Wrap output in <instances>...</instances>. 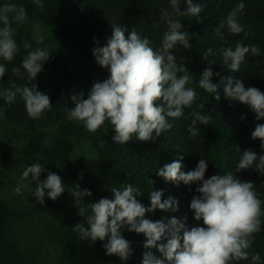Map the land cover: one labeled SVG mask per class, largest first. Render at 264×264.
Instances as JSON below:
<instances>
[{"label":"trees","instance_id":"16d2710c","mask_svg":"<svg viewBox=\"0 0 264 264\" xmlns=\"http://www.w3.org/2000/svg\"><path fill=\"white\" fill-rule=\"evenodd\" d=\"M240 2L245 4V8L238 13V21L244 31L251 34L245 38L243 32L232 34L224 28L221 30L223 35H218L214 29ZM42 3L43 9L37 7L33 0H0V6L16 4L23 6L27 13L23 23L11 25L18 51L11 62L0 58V64L6 67V73L0 79V90L28 83L22 60L28 52L40 47L51 53L43 65V71L32 83H36L37 90L46 94L52 103L51 109L39 119H32L19 94L12 103L0 97V166L6 163L12 144L19 140L24 145V156L32 163L40 162L46 169L41 174V180L46 179L48 172L57 173L59 170L67 183L73 187L79 184L81 189H89L92 195L85 197L79 205L75 204L70 194L60 196L55 201L45 195L44 204L41 205L34 200L30 191L34 197L32 201L38 205V214L42 213L48 219L44 224L40 221L37 228L38 234L43 232L42 236L34 235L30 242L23 240L20 231L14 228L15 221L23 219V210L0 199V264H142L143 255L148 251L163 259L157 248L144 247L146 238L143 234L130 232L127 228L121 230L132 249L126 261L117 255L106 254L103 245L107 243V238L95 242L80 240L79 233L72 228L77 223L85 222L84 217L78 215L77 207H85L100 198L111 199L112 187L119 188L128 183L140 189L143 195L137 199L146 207L150 206L148 194L152 190H162V200L172 197L178 202L176 211L157 209L146 213V219L167 223L173 217L183 221L186 216L189 226H203L202 221L194 220V213L190 209L192 197L198 195L195 189L200 182L177 184L165 181L156 174L159 168L180 156H183L180 161L182 171L195 169L199 160L204 158L208 161L205 179L231 172L242 182H253L259 198L264 201V173L255 169L258 160L252 168L236 171L244 150L251 149L258 156L264 155L261 141L251 137L256 124H264V119L256 120L255 113L248 105L227 99L221 84L222 78L231 76L243 79L246 88L256 87L264 92V0H193L194 4L203 6L198 18L174 17L181 20L183 30L190 35L196 34L191 36L190 48L185 49L177 44L171 51L177 64L185 65L191 72L193 83L187 87L196 91L198 103L185 108L183 117L168 118L173 127L158 137L155 133L148 141L133 137L125 145H118L112 140L115 131L107 121L95 133H90L82 122L69 120L67 109L75 107L71 96L79 81L92 86L93 82L107 79V69L96 63L92 50L97 46V41L99 46L106 44L113 24L124 26L129 32L135 27L142 38L149 39L153 49L159 48L167 29V15L172 13L170 0H42ZM180 7L182 10L186 7L184 0H180ZM39 24L49 25L51 33L41 35L43 42L37 44L34 26ZM25 41L32 45L30 49L24 48ZM237 42L245 46L254 44L260 49L258 56L251 53L246 56L238 73L227 69L221 54L222 48L234 49ZM209 48L213 54L208 56V60L214 63L202 59ZM209 66L213 71L211 82L220 85L218 93H209L199 87V76ZM17 67L21 72L19 76L12 71ZM216 94L220 96L219 100L215 98ZM192 111L211 117L209 125L197 124L199 135L195 137L188 131L191 117L185 119ZM83 141L95 145V157L86 159L74 155L76 144ZM27 179L32 184L30 189L35 188L31 176ZM149 180L153 183H149ZM10 183V177L1 169L0 188ZM158 243H166V240ZM51 250L56 253L52 255ZM250 251L260 255L257 264H264V216L261 217V229L255 234ZM165 264H168L166 260ZM232 264L253 262L249 257L248 260L233 261Z\"/></svg>","mask_w":264,"mask_h":264},{"label":"clouds","instance_id":"9594fccd","mask_svg":"<svg viewBox=\"0 0 264 264\" xmlns=\"http://www.w3.org/2000/svg\"><path fill=\"white\" fill-rule=\"evenodd\" d=\"M33 2L37 7L44 8L42 0ZM184 3L186 7L182 10L180 0H170L172 13L167 15V29L163 33L161 46L156 49L150 46L147 37L142 38L138 34L135 27L129 32L126 27L113 24L112 34L107 38L106 44L99 46L97 41V46L92 50L96 63L107 69L108 77L102 82H93L86 99L83 92H74L71 102L75 107L67 109V118L82 122L90 133H95L106 121L109 122L115 131L112 140L118 145L127 144L133 137L148 141L153 138V133L158 137L170 130L173 125L168 118L183 117L184 109L190 108L197 96L192 87H187L193 83L191 72L185 65L177 64L171 51L177 44L185 49L190 48L191 36L196 35L183 30L181 20L174 17L198 18L203 11V6L200 3L194 4L193 0H184ZM244 8L243 2L233 8L214 29L216 33L222 36L221 30L227 28L232 34L243 32L247 38L251 33L244 31L237 18ZM26 19L27 13L23 6H0V58L3 60L11 62L18 51V45L13 39L12 23H23ZM34 27L38 28V25ZM34 39L37 44L43 42V37L39 34ZM31 47L28 41L24 42V48ZM50 53L40 47L28 52L22 60L28 83L0 90V97L7 103H12L19 94L32 119H39L52 107L50 98L37 90L36 83H32L43 71ZM249 53L258 56L260 49L257 45L245 46L240 42H237L234 49H221L224 64L230 72L238 73ZM212 54L213 50L209 48L202 59L209 61L208 56ZM12 71L14 75H21L18 67ZM5 73L6 67L0 64V79ZM212 76L211 67L205 68L199 76V87L209 93H218L220 85L211 82ZM221 84L227 99L248 105L255 113L256 120L264 119V92L256 87L246 88L243 79L231 76L222 78ZM215 98L219 100L220 96L216 94ZM189 117L191 123L188 131L193 137L199 135L197 124L209 125L211 119L198 111L189 112L185 119ZM251 137L253 140L259 139L264 148V124H256ZM181 160L183 156L165 164L156 174L165 181L177 184L200 182V186L195 189L198 195L192 197L190 209L194 213V220L202 221L203 226H189L186 216L183 221L173 217L167 223L163 220L153 222L146 219V213L157 209L176 211L178 202L172 197L162 200L163 191L152 190L148 194L150 206L146 207L137 199L143 193L138 187L128 183L119 188L112 187L111 199L100 198L85 207H77L78 215L84 217L85 222L77 223L72 230L79 233L80 240L95 242L107 238V243L103 245L106 254L117 255L122 261L128 260L132 254L130 242L121 234V230L127 228L130 232L143 234L146 238L144 247H155L163 256L161 259L151 251L145 252L142 264H165V260L168 264H232L233 261L248 260L249 257L253 264H257L260 255L252 254L250 249L255 234L261 229L264 201L255 191L254 183L242 182L231 172L205 179L208 167L206 159H200L195 169L187 172L181 170ZM254 163L255 169L264 173V155L258 156L251 149L244 150L236 171L252 168ZM45 171L40 162L28 165L14 191L20 194L22 189H27L28 185L23 181L31 176L36 186L30 191L36 201L43 205L45 195L55 201L64 193L65 185L62 178L54 172H48L46 179L41 180V174ZM149 183L152 184L153 181L149 180ZM68 191L76 205L92 195L89 189H81L79 184L69 187ZM162 240H166V243H158Z\"/></svg>","mask_w":264,"mask_h":264},{"label":"rangeland","instance_id":"374dc122","mask_svg":"<svg viewBox=\"0 0 264 264\" xmlns=\"http://www.w3.org/2000/svg\"><path fill=\"white\" fill-rule=\"evenodd\" d=\"M35 31L36 35L39 34L42 36L49 35V33H51L50 26L43 24H39L38 28L35 27ZM90 88L91 85L89 83L85 81H79L74 87L73 92H83L84 98L86 99L87 93L89 92ZM197 103L198 99L196 98L193 104ZM15 142V144H12L13 147L9 151L6 163L0 166V168L4 170L11 179V183L9 185L0 188V199H3L5 201L7 200L9 203L11 202L14 207H19V209L23 210V219L16 220L14 223V228L18 229V232L20 231V235L23 236V240L26 239V241L29 240L27 242H30L34 235L42 236L43 232L41 234H38L37 228L41 223L44 224L45 222H47L48 219L45 218L42 213L41 215L38 214V210H36V207H38V205L34 201L36 199H34L32 195H30V187L32 184L29 182V179L23 181L24 184L28 185L27 189H22L20 194H17L14 191V189L18 185V182H20V177L23 171L28 165L32 164V162L24 156V145L19 140ZM74 155L76 157L81 156L86 159H91L96 155L95 145L89 141L79 142L78 144H76ZM56 174L62 178V182L65 185V191L61 194V197L66 196L67 194H69L68 188L73 187V185L67 183L64 180L59 170ZM32 199L34 200L32 201ZM50 253L54 255L56 252L51 250Z\"/></svg>","mask_w":264,"mask_h":264}]
</instances>
